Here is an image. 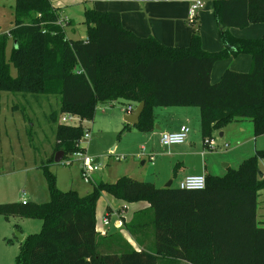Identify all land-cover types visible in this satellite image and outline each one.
<instances>
[{
	"label": "trees",
	"instance_id": "16d2710c",
	"mask_svg": "<svg viewBox=\"0 0 264 264\" xmlns=\"http://www.w3.org/2000/svg\"><path fill=\"white\" fill-rule=\"evenodd\" d=\"M213 4V17L222 50L205 53L199 25L187 21V47H166L152 37L139 38L120 25L117 13L83 11L84 39H70L65 28L72 22L49 0H14L13 29L0 35V93L25 99L58 98L59 112L93 119L98 106L117 102L144 104L139 131L152 129L153 108L196 107L205 140L236 120H248L254 136H264V36L235 39L228 29L264 24V0H202ZM12 43L9 57L7 40ZM247 55L246 73L226 70L209 81L213 65ZM15 70L11 76L10 68ZM55 112V111H54ZM56 113L51 115L54 123ZM125 123L121 132L131 129ZM54 152L70 160L77 151L82 128L57 125ZM264 152L245 160L221 178L205 177L201 191L156 189L149 183L123 176L114 183L98 181L78 196L56 188L51 167L41 165L49 202L0 205L6 219L41 221L38 234L19 243L15 264H158L160 260L187 264H264V229L256 227V196L264 185L258 161ZM91 183V182H90ZM102 194L124 204L143 202L124 230L136 241L133 249L120 234L95 231V208ZM149 231V232H148ZM152 238L151 246L146 241ZM225 241H222L224 240ZM239 239L238 242H228Z\"/></svg>",
	"mask_w": 264,
	"mask_h": 264
},
{
	"label": "rangeland",
	"instance_id": "374dc122",
	"mask_svg": "<svg viewBox=\"0 0 264 264\" xmlns=\"http://www.w3.org/2000/svg\"><path fill=\"white\" fill-rule=\"evenodd\" d=\"M12 8L13 0H0V35L8 34L13 29ZM66 10L72 12V24L65 28L66 36L70 39H83L85 37L84 10L79 5ZM11 47L12 43L8 39L5 50L6 58L9 57ZM10 74L12 77L15 76L13 67L10 68ZM126 104V102H117L113 106H98L93 119L88 121L76 114L59 112L56 97L30 98L26 96L23 99L11 94L0 93V205L23 200L34 204L49 202L43 170L39 166L48 164L50 159L54 160L59 152L53 150L55 145L53 130L57 125H63L61 119L66 115H72L78 120L77 127L82 128V134L90 128V140L85 141L80 138L79 142L81 140L83 156L96 160L99 170L88 173L89 180L87 181L81 176L79 166L75 162L68 166L57 167V189L59 191L72 190L78 196H83L86 192H90L93 183L98 181L114 183L121 176L132 178L141 172L143 170L140 164L142 159L138 157L139 149L142 148L140 146L148 150L150 148H153V151L159 150L156 140H150L148 144L141 145L130 138L127 132H121L119 117L123 119L126 115L124 112ZM53 113H56L54 123L50 120ZM212 140L217 145V142L223 141L224 138H219L217 133L216 136H212ZM214 150L215 153L218 152L217 147ZM154 156L155 159H161L159 152ZM148 165L150 164L147 163L145 166ZM168 181L157 185V188L164 187ZM172 186H175V182ZM99 205L102 206L95 216L97 230H102V228L107 230V226L109 230L112 229L117 219L110 209L121 210L124 206L122 218L125 222L134 214L135 205L124 204L108 195L100 196ZM105 214L108 215V225L102 224ZM41 225L39 220L6 219L0 216V264H15L19 253L17 235L27 237L38 234ZM120 234L122 235L123 232ZM150 239L151 236L147 233L148 244ZM127 243L131 246L128 240ZM158 264L178 263L160 260Z\"/></svg>",
	"mask_w": 264,
	"mask_h": 264
},
{
	"label": "crops",
	"instance_id": "0c3cea01",
	"mask_svg": "<svg viewBox=\"0 0 264 264\" xmlns=\"http://www.w3.org/2000/svg\"><path fill=\"white\" fill-rule=\"evenodd\" d=\"M193 1L194 0H150L148 2H136L135 0H49L52 7L62 10L61 14L64 16L62 18L66 20L69 19L72 21V12L66 9L74 5L81 6L83 10L89 8L97 12L117 13L120 17L121 27L134 36L139 38L152 37L159 44L173 48H184L190 43L191 27L188 26L187 21L188 9ZM203 3L202 9L197 11L195 16V21L199 25L200 47L205 53H217L222 50V44L213 17V4L211 1H203ZM228 34L235 39H259L264 36V24H251L243 29L229 28ZM250 65L251 59L247 55H239L235 58L218 61L212 67L209 81L211 84L217 83L226 70L236 73H246L249 71ZM126 105L133 104L127 103ZM151 114L153 118L151 130L139 131L132 126L131 129L124 132H127L130 138L139 142L141 145L148 144L150 140H156L159 151H153V148L148 150L143 146L140 147L144 148L145 155L154 156L155 153L159 152L161 159H155L154 156L153 161H148L146 156H141L142 161L140 164L143 166V170L131 178L137 182L149 183L156 189L165 188L168 183H170L171 188H177L178 183L187 176L202 175L204 177L221 178L228 170L237 169L245 160L253 158L258 152H264V136H254L252 124L248 120L230 122L225 125L222 130L212 133V136H216L218 133L219 138H224L223 141L217 142V145L214 144V148H218V152L215 153L214 148L212 152V150H207L203 144V137L200 131V112L198 108H153ZM119 121L122 127L124 122L120 117ZM181 126L189 128L186 141L178 146H170L168 148L161 147L159 144L160 135L162 133L176 132ZM226 145L227 147H225ZM138 157L140 158V155H138ZM60 162L61 167H64L63 163L65 161L60 160ZM147 163L150 165L146 167L145 165ZM263 164L264 158L258 161L257 177L259 180L264 179V177H262ZM57 169V167L50 168V172L55 175L56 188ZM259 174L261 177H259ZM167 180L169 181L164 187L157 188V185L163 184L164 181ZM173 182H175L174 187L172 186ZM103 195L107 194H102V196ZM21 202L25 201L23 200ZM128 205H135L133 208L134 213L148 207V205L143 202ZM101 206L98 200L96 203L95 216ZM124 210V206L121 210L110 209L117 219L111 230L107 228L108 226L106 227L107 230L104 228H102V230H97V220L95 217V231L102 236L115 235L123 232L122 235L124 236L120 234L123 239H127L131 246L137 250L138 245L136 241L124 230L122 225V213ZM255 213L256 227L264 229V185L257 192ZM131 218L128 221H130ZM103 219H106L108 222V215L105 214ZM128 221H124V223H128ZM149 241L150 243L148 246L150 247L152 238ZM222 241H225V239ZM238 241L239 239H231L228 242L232 243ZM177 263L187 264L185 262Z\"/></svg>",
	"mask_w": 264,
	"mask_h": 264
},
{
	"label": "built area",
	"instance_id": "2783aa9c",
	"mask_svg": "<svg viewBox=\"0 0 264 264\" xmlns=\"http://www.w3.org/2000/svg\"><path fill=\"white\" fill-rule=\"evenodd\" d=\"M203 5L204 3L202 0H194L191 3L188 9V22H191L195 19L197 11L202 9ZM135 107L136 104L126 105L124 110L125 114L130 115L134 111ZM61 122L63 125H67V126L77 127L79 125L78 120L72 115L64 116L61 119ZM188 134H189V128L186 126H181L176 132L162 133L159 138V144L163 148L182 145L186 141ZM90 137H91L90 131L86 130L82 134L81 139L88 141L90 140ZM80 142L79 144H77V151L73 153L70 160H66L63 163V165L68 166L70 163L76 162L79 165L81 176L88 181L89 178H87V174L97 172L99 170V166L96 160L83 156V148H81ZM204 146L206 147L207 150H212L214 148V141L212 139L205 140ZM225 147H227V145ZM139 155L140 157L146 156L148 161H153L154 159L153 155H145V150L143 147L140 149ZM262 177H264V164L262 166ZM204 188H205V177L202 175L187 176L183 178V180H181L177 186V189L184 191H201L204 190ZM102 223L103 225H106L108 222L106 219H103Z\"/></svg>",
	"mask_w": 264,
	"mask_h": 264
},
{
	"label": "water",
	"instance_id": "95a60500",
	"mask_svg": "<svg viewBox=\"0 0 264 264\" xmlns=\"http://www.w3.org/2000/svg\"><path fill=\"white\" fill-rule=\"evenodd\" d=\"M135 1L136 2H148L150 0H135ZM143 108H144L143 103L137 104L134 111L130 115L123 117V119H122L123 122L129 126H136L139 122V117L143 111ZM61 158H62V153L58 152L54 157V160H53L54 163L58 164L60 162ZM259 177H261L260 174H259ZM169 187H170V183H168L165 188H169ZM17 236H18L19 243L22 242V240L24 239V235H17Z\"/></svg>",
	"mask_w": 264,
	"mask_h": 264
}]
</instances>
